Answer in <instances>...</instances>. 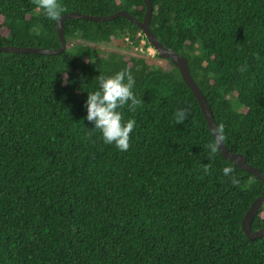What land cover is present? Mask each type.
I'll return each mask as SVG.
<instances>
[{"label": "trees", "instance_id": "16d2710c", "mask_svg": "<svg viewBox=\"0 0 264 264\" xmlns=\"http://www.w3.org/2000/svg\"><path fill=\"white\" fill-rule=\"evenodd\" d=\"M150 1L153 34L187 59L227 149L264 174V0ZM59 2L63 14L125 10L140 21L146 11L143 0ZM56 23L34 0H0V47L57 49ZM63 30L62 53L0 52V264H264V237L241 229L264 184L221 153L209 160L206 121L172 63L147 59L142 32L122 17ZM123 69L143 102L121 109L136 121L127 151L85 119L99 75ZM178 108L189 118L176 124ZM230 165L235 186L222 173Z\"/></svg>", "mask_w": 264, "mask_h": 264}, {"label": "clouds", "instance_id": "9594fccd", "mask_svg": "<svg viewBox=\"0 0 264 264\" xmlns=\"http://www.w3.org/2000/svg\"><path fill=\"white\" fill-rule=\"evenodd\" d=\"M34 3L37 10H42L48 20L57 23L61 20L62 14L67 11V8L59 0H34ZM238 70L247 71V66H241ZM97 80L99 82L98 90L87 95L85 119L94 124L95 130L101 134L104 144L114 145L120 151H127L131 147V133L136 126V121L134 119L125 121L121 109L127 106L129 110L135 111L143 103L141 98L133 92L135 79L128 69H123L111 76L99 75ZM174 118L176 124L182 123L189 118V110L178 108L174 113ZM209 135L211 140L205 147L208 149L211 161L221 153V149L224 147L226 140L224 124L220 123L209 128ZM201 168L204 175H211V163L203 164ZM222 173L225 177H230L234 186L240 183V180L233 175V166H225Z\"/></svg>", "mask_w": 264, "mask_h": 264}, {"label": "water", "instance_id": "95a60500", "mask_svg": "<svg viewBox=\"0 0 264 264\" xmlns=\"http://www.w3.org/2000/svg\"><path fill=\"white\" fill-rule=\"evenodd\" d=\"M146 6V11L142 20H137L135 17L130 15L127 11L121 10L118 11L110 16H88L83 15L78 12H71L67 14H63L59 23H56V32L60 41V47L57 49H44V48H35V47H15V46H5L0 47V52L3 53H32V54H39V55H56L62 53L66 47V40L64 37V30L63 24L65 20H73V19H83L91 22H107L113 21L119 17L125 18L132 22L143 34L146 42L155 52V54L161 59H168L172 65L178 70L183 82L185 83L186 87L191 91L192 95L194 96L202 115L206 121V125L209 128L216 126V122L212 111L201 92L200 88L195 83L194 79L192 78L189 67L188 61L185 57L179 55L176 51L166 48L163 46L157 39V37L153 34L150 28V20L152 15V5L150 0H143ZM221 155L230 161L231 163L235 164L239 169L246 171L247 173L252 174L259 180H261L264 184V174H262L258 169L248 165L246 163V159L244 155L239 153H231L226 145L221 149ZM264 207V194L257 197L249 206L248 210L246 211L242 221H241V228L249 240L260 239L264 237V228L258 229L256 231H252L251 224L257 212H259Z\"/></svg>", "mask_w": 264, "mask_h": 264}, {"label": "rangeland", "instance_id": "374dc122", "mask_svg": "<svg viewBox=\"0 0 264 264\" xmlns=\"http://www.w3.org/2000/svg\"><path fill=\"white\" fill-rule=\"evenodd\" d=\"M143 43V42H142ZM102 49L106 50V51H114L115 50V44L114 43H109V44H105V45H99ZM139 52H142L143 50L141 49V47L138 48ZM146 54L147 59H149L150 61H152L153 63H155L156 65H160V66H164L165 68H167L168 63L164 60H160V59H155L154 58V50L152 48H147L146 50ZM124 54H126V58L128 57V50H123ZM131 54V53H130ZM133 54V53H132ZM125 58V59H126ZM129 67H131V63L128 64ZM261 218H264V212L261 213L260 215Z\"/></svg>", "mask_w": 264, "mask_h": 264}]
</instances>
